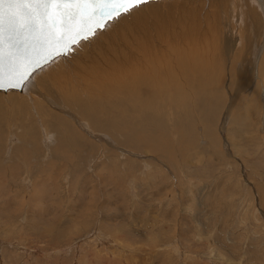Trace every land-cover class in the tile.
<instances>
[{"label":"rangeland","instance_id":"obj_1","mask_svg":"<svg viewBox=\"0 0 264 264\" xmlns=\"http://www.w3.org/2000/svg\"><path fill=\"white\" fill-rule=\"evenodd\" d=\"M154 2L208 19L216 93L144 129L99 115L85 130L77 100H46L55 87L32 95L42 118L15 89L25 103L0 118V264H264V0Z\"/></svg>","mask_w":264,"mask_h":264},{"label":"bare ground","instance_id":"obj_2","mask_svg":"<svg viewBox=\"0 0 264 264\" xmlns=\"http://www.w3.org/2000/svg\"><path fill=\"white\" fill-rule=\"evenodd\" d=\"M154 1L145 5L148 11L142 6L134 9L118 21L109 23L105 31H101L97 37L91 39L88 45L75 50L74 54L67 57L58 56L46 67L37 71L28 82V86L25 85L22 89L29 92L30 101L32 95L36 93L35 90L38 91L39 86L46 83V88L55 87L54 90L49 91L52 97L49 96L46 100L50 99L60 106L64 97L58 100L59 97L55 95H59L65 96L66 99L73 98L77 100L75 103H80L82 116L85 115L91 120L90 123L85 120V124L77 117L82 127L85 126V130L97 123L96 117L99 115L104 121L109 120L106 126L112 127L113 124L115 127L118 126V129L130 127L128 129L137 130L145 128L138 125L143 118L152 117L150 124H153L158 113L165 112L173 106L180 107L179 103L187 104L189 101L185 103L183 100L194 98L198 92L197 95L204 98L208 94L210 96L214 94L213 92L216 93L214 86L219 80L218 70L220 71L222 67L217 70V56H215L217 54L208 47L215 40L212 29L209 30L208 27V19L205 24L203 23L204 28L202 25L204 20H200L192 12L187 13L178 7L180 13L173 15L174 7H172L171 10H165L167 13H162L164 11L159 9ZM249 1L252 3L255 0ZM7 91H10V96H2L6 105L0 104V118L10 113L9 116L15 121V110L7 107L16 103L22 105L21 102L25 100L19 98L15 89ZM86 92L90 93L94 104L89 108L93 102L90 100L92 103L89 104L87 98L83 99L89 105L84 109L83 100L78 97L87 96ZM36 99L38 100V97ZM176 100H179V103L177 102L179 106L175 105ZM33 104L32 102L31 109H36L39 114L40 106L35 107ZM182 107L184 106L181 105ZM187 109L183 108L186 111ZM38 117L41 115L39 114ZM41 118L40 123H42ZM13 120H10L11 124ZM73 137L79 136L73 135ZM136 138L146 140L148 137L136 135L135 139L131 140L138 142ZM46 141L49 143V138ZM21 153L24 154V150Z\"/></svg>","mask_w":264,"mask_h":264},{"label":"snow or ice","instance_id":"obj_3","mask_svg":"<svg viewBox=\"0 0 264 264\" xmlns=\"http://www.w3.org/2000/svg\"><path fill=\"white\" fill-rule=\"evenodd\" d=\"M149 3L151 0H0V90L23 89L56 57L69 55V49L74 51L77 44L105 31L109 23Z\"/></svg>","mask_w":264,"mask_h":264},{"label":"water","instance_id":"obj_4","mask_svg":"<svg viewBox=\"0 0 264 264\" xmlns=\"http://www.w3.org/2000/svg\"><path fill=\"white\" fill-rule=\"evenodd\" d=\"M82 35H90V34L89 33H82ZM77 39H79V38H77ZM60 50H62V49H57V51H60ZM18 90H21V89H18Z\"/></svg>","mask_w":264,"mask_h":264}]
</instances>
